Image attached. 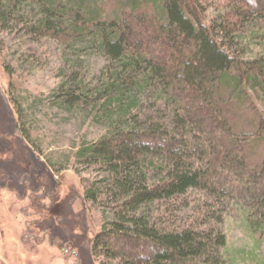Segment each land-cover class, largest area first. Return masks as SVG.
Masks as SVG:
<instances>
[{"label": "trees", "instance_id": "16d2710c", "mask_svg": "<svg viewBox=\"0 0 264 264\" xmlns=\"http://www.w3.org/2000/svg\"><path fill=\"white\" fill-rule=\"evenodd\" d=\"M0 27L105 57L96 78L64 72L53 90L104 124L72 154L97 171L82 181L102 206L99 264H229L233 204L264 232V0H0ZM17 86L20 130L43 152Z\"/></svg>", "mask_w": 264, "mask_h": 264}, {"label": "rangeland", "instance_id": "374dc122", "mask_svg": "<svg viewBox=\"0 0 264 264\" xmlns=\"http://www.w3.org/2000/svg\"><path fill=\"white\" fill-rule=\"evenodd\" d=\"M20 28L0 27V264H99L91 238L101 227L102 206L85 199L82 181L97 171L74 163L72 154L82 140L101 135L104 124L62 105L53 90L64 72L96 78L105 57L84 44L30 38ZM11 77L27 98L26 116L43 152L20 130ZM67 155L60 169L47 159ZM247 208L230 205L224 220L229 264H264V232L255 234L249 221L257 217Z\"/></svg>", "mask_w": 264, "mask_h": 264}]
</instances>
